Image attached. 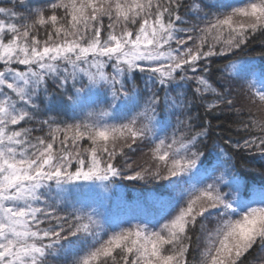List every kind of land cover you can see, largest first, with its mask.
I'll return each mask as SVG.
<instances>
[{
    "label": "snow or ice",
    "instance_id": "obj_1",
    "mask_svg": "<svg viewBox=\"0 0 264 264\" xmlns=\"http://www.w3.org/2000/svg\"><path fill=\"white\" fill-rule=\"evenodd\" d=\"M9 2L0 6V264H197L189 253L201 239L199 264H244L264 250V181L243 184L232 162V149L264 157V122L238 119L249 138L224 140L231 148L217 144L213 156L206 122L192 115L196 103L241 115L208 78L210 58L264 34V0ZM193 83L191 96L169 95ZM247 86L264 105V87ZM56 106L72 116L60 119ZM140 144L148 166L127 164L128 175L117 161ZM116 178L162 181L165 192L115 214Z\"/></svg>",
    "mask_w": 264,
    "mask_h": 264
},
{
    "label": "trees",
    "instance_id": "obj_2",
    "mask_svg": "<svg viewBox=\"0 0 264 264\" xmlns=\"http://www.w3.org/2000/svg\"><path fill=\"white\" fill-rule=\"evenodd\" d=\"M45 0H28L29 7L41 6ZM191 3V0H187ZM207 3L219 2L225 4H239L242 0H206ZM0 6H8L11 4L9 0H0ZM17 11L25 13L26 9L17 8ZM213 11H215L213 9ZM185 19L190 18V14L181 10ZM192 22V21H190ZM191 44V42H189ZM235 54L226 53L224 56L212 57L209 64L208 78L210 81L215 82L216 85H224L228 88L229 98L233 100L236 109H239L241 115L238 117L235 111H229L226 107L221 106L215 111H206V105L201 106L196 103L192 107V115L194 117V123L200 124L206 122V126L209 128L208 137L205 139V143L208 145V151L215 156L216 145L219 144L226 148H231V145H224V140H230L233 143L239 140L241 143L243 139L249 138L239 128L238 119H242L245 122H264V105L253 103L249 96V88L247 81L251 80L255 82V89L264 87V34L257 32L254 36L250 37L246 45H243L240 49H234ZM235 65V71L230 70L229 66ZM253 65V67H249ZM110 70V69H109ZM238 71V75L236 72ZM255 72V75H253ZM232 77V79H225L226 77ZM146 76L137 73L134 83L139 90L147 91L145 88ZM51 83V82H49ZM54 87V86H52ZM194 87V83L189 86L187 84L181 85L177 88L173 85L172 90L169 91V95H174L178 92L187 93L191 96V88ZM52 88H50V92ZM164 92L161 91V96ZM54 111L60 113V119H68L72 116V112L69 111L67 116L64 115V109L60 106H56ZM52 113H49L51 115ZM46 118L41 116L40 119ZM183 117H181L182 119ZM70 122V121H69ZM171 126L168 128L169 135L171 134L172 127L176 126L177 118L173 116L170 120L166 121ZM36 135H42V133H36ZM127 151L126 158H120L117 161L119 167L126 169V174L133 175L135 169L139 171L140 167H147V161H149L150 153L147 146L140 144L133 146L131 150ZM235 153L232 156V162L235 165V171L238 178L243 184L249 187H258L259 184L264 181V157L259 152L237 150L232 149ZM147 154V155H146ZM131 164L132 169H127L126 165ZM219 174V173H217ZM165 182L155 181L150 179L145 180H121L116 178L113 188L110 191L112 197L111 211L115 214H121L123 205H135L138 201L146 203L150 201V198L155 195H159L165 192L163 184ZM211 227V225H209ZM207 244L204 239L200 241V251L197 252V244H192L193 251L189 253V259L192 260L195 257L197 264L202 259L201 253L205 250ZM244 264H264V250L259 247L254 248L245 258Z\"/></svg>",
    "mask_w": 264,
    "mask_h": 264
}]
</instances>
